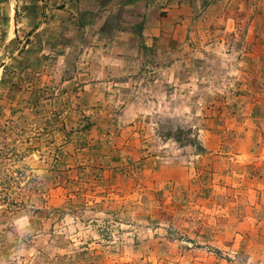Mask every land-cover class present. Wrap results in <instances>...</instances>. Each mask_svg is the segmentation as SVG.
Wrapping results in <instances>:
<instances>
[{"label": "rangeland", "instance_id": "obj_1", "mask_svg": "<svg viewBox=\"0 0 264 264\" xmlns=\"http://www.w3.org/2000/svg\"><path fill=\"white\" fill-rule=\"evenodd\" d=\"M211 1L0 0V264H264V82Z\"/></svg>", "mask_w": 264, "mask_h": 264}, {"label": "crops", "instance_id": "obj_2", "mask_svg": "<svg viewBox=\"0 0 264 264\" xmlns=\"http://www.w3.org/2000/svg\"><path fill=\"white\" fill-rule=\"evenodd\" d=\"M208 7L206 15L207 18L209 17L208 14L211 15L209 19L211 24L214 25L215 31H220L221 28L225 27L227 31L233 33L232 36L234 37V32L240 29L243 30L242 57L248 63L244 69H248L249 75H253L258 80L262 79L264 82V0H213ZM178 27L180 30L186 29L183 25H178ZM15 33L17 35L20 31L17 29ZM93 49L98 53L96 54L90 50L87 57H119L112 54L118 53L116 49H112V45L107 47L97 46ZM251 64L252 69L250 70ZM260 86L259 100L256 102V104L258 103L256 105L258 106L256 108V118H259L258 122L261 121L262 124L260 132H264V122H262V120L264 121V84L260 83ZM247 134L251 135L250 133Z\"/></svg>", "mask_w": 264, "mask_h": 264}]
</instances>
